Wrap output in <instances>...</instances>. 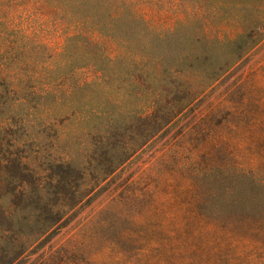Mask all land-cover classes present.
<instances>
[{"label":"rangeland","instance_id":"1","mask_svg":"<svg viewBox=\"0 0 264 264\" xmlns=\"http://www.w3.org/2000/svg\"><path fill=\"white\" fill-rule=\"evenodd\" d=\"M127 1L153 29L205 27L167 46L195 98L150 138L144 99L101 89L77 93L81 120L0 131V264H264V0ZM21 9L0 17L60 51Z\"/></svg>","mask_w":264,"mask_h":264},{"label":"trees","instance_id":"2","mask_svg":"<svg viewBox=\"0 0 264 264\" xmlns=\"http://www.w3.org/2000/svg\"><path fill=\"white\" fill-rule=\"evenodd\" d=\"M20 8L46 14L64 41L60 51H53L16 29L8 16L0 17V131L23 133L32 117L44 121L38 126L42 132L52 122L81 120L89 111L75 107L77 93L101 89L104 101L112 104L144 99L150 107L145 119L160 120V126L145 130L150 138L194 100V93L183 91L188 73L168 59L167 46L188 28L194 40H205L198 20L161 31L127 0H0L6 15ZM83 71H92L94 78L81 80ZM12 126L16 131L9 133Z\"/></svg>","mask_w":264,"mask_h":264}]
</instances>
